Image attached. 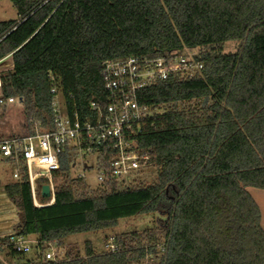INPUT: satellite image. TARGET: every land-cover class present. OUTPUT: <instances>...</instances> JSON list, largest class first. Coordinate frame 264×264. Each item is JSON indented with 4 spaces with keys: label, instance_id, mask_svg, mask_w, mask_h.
Instances as JSON below:
<instances>
[{
    "label": "trees",
    "instance_id": "obj_1",
    "mask_svg": "<svg viewBox=\"0 0 264 264\" xmlns=\"http://www.w3.org/2000/svg\"><path fill=\"white\" fill-rule=\"evenodd\" d=\"M11 1L19 15L35 10L12 30L13 20L0 21V61L13 60L0 71L2 93L22 101L29 133L37 121L54 128L53 85L82 118L91 100L105 103L107 59L198 49L203 64L193 77L171 75L138 93L148 113L135 137L153 180L118 188L109 177L92 188L64 154L52 203H34L24 167L4 184L19 217L13 234L38 239L37 256L24 264H264L261 209L248 190L264 189V0H51L37 9L38 0ZM229 40L240 41L236 51H223ZM141 213L160 217L116 233L115 251L87 240L83 252L46 257L49 242L60 247L70 234ZM11 235L0 244L23 254L7 245Z\"/></svg>",
    "mask_w": 264,
    "mask_h": 264
},
{
    "label": "built area",
    "instance_id": "obj_2",
    "mask_svg": "<svg viewBox=\"0 0 264 264\" xmlns=\"http://www.w3.org/2000/svg\"><path fill=\"white\" fill-rule=\"evenodd\" d=\"M51 0H38L35 9ZM63 0H59L58 5ZM29 14H20L13 22L11 29L16 28ZM9 30V31H10ZM189 51V52H188ZM182 53H169L156 58H140L129 56L121 59H107L103 63L105 88L108 99L101 104L90 101L92 114L81 117L78 111H69L63 102L57 87L53 85L52 104L57 111L53 129H40V121L35 123V132L21 135L0 137V160L12 166V177L20 178L21 168L27 171L34 203L38 206L48 205L54 201L55 184L53 172L60 168L61 157L70 156L75 166L78 152L95 154L97 161L96 178L99 183L111 177L118 188L129 186L137 178H143V170L147 167L148 154L141 149L136 141V134L143 128V119L148 107L138 100L139 91L159 79L171 75L193 77L203 64L195 59L196 52L188 50ZM52 78V71L48 72ZM16 101L13 96H4L0 76V104L6 105ZM101 158L108 160V166H99ZM90 166L83 163V170ZM85 177V171L78 174ZM47 178L50 185L51 199L42 202L38 193V180ZM86 178V177H85ZM37 238L11 235L7 245L14 246L18 251L27 252L31 244H37ZM118 246L115 237L110 236L105 242L106 251H115ZM57 242H49L47 258L56 257Z\"/></svg>",
    "mask_w": 264,
    "mask_h": 264
},
{
    "label": "rangeland",
    "instance_id": "obj_3",
    "mask_svg": "<svg viewBox=\"0 0 264 264\" xmlns=\"http://www.w3.org/2000/svg\"><path fill=\"white\" fill-rule=\"evenodd\" d=\"M18 17L19 14L11 0H0V21H16ZM239 44V40H229L225 42L223 51H236ZM197 50L198 49H192L191 52H197ZM10 58L11 57H9V59ZM6 68H10V66L4 62L0 63V71ZM1 132H27L23 103L18 98H16L14 103L6 105L0 104V135L1 137H5L6 135H3ZM75 162L76 164L72 168L73 173L79 174L85 171V177L89 185L92 188L97 187L99 181L96 178L98 167L95 154H88L80 151L76 155ZM84 162H87L90 166L86 170H83ZM12 170L10 164L0 160V235L8 228L13 231V227L16 226V223H18L19 220L15 203L4 191V184L10 180H15L12 177ZM155 176L156 169L153 166H147L143 170V178L151 181ZM248 190L253 197L257 199H260L258 193L264 191L263 189L254 186H249ZM158 217H160V214L157 213H141L121 218L119 223L112 228L70 234L64 239V244L58 247V251H60L61 254H64L67 248L71 247L74 250L83 252L87 240L93 242L97 251L105 250V242L110 236H114L119 232L136 229L142 230L147 227H152L156 224ZM6 233L8 232H4V234ZM38 252L36 244H31V249L29 251L23 252V254L19 255H13L9 246H3V249H0V264H24L27 259L35 258Z\"/></svg>",
    "mask_w": 264,
    "mask_h": 264
},
{
    "label": "crops",
    "instance_id": "obj_4",
    "mask_svg": "<svg viewBox=\"0 0 264 264\" xmlns=\"http://www.w3.org/2000/svg\"><path fill=\"white\" fill-rule=\"evenodd\" d=\"M9 57H11V58L9 59ZM3 62L6 63L7 65H9L10 67H12V66H13L12 55L9 54L8 56H6L5 58H3V59L0 61V63H3ZM1 133H2L3 135L9 136V135H21V134H25V133H27V132H1ZM263 190H264V189H263ZM258 195H259L260 199H257V198H255V199H256V201L258 202L259 207H260V209H261V222H262V226H263V228H264V191L259 192ZM18 221H19V220H18ZM16 225H17V223H16ZM12 226H13V225H12ZM15 227H16V226H15ZM15 227H13V228H14L13 231H11L10 228L5 229V231H3V233L0 235V237H3V236H7V235H11V234H13V233L15 232ZM4 232H8V233L4 234ZM3 246H6V244H3V245L0 244V249H3Z\"/></svg>",
    "mask_w": 264,
    "mask_h": 264
},
{
    "label": "water",
    "instance_id": "obj_5",
    "mask_svg": "<svg viewBox=\"0 0 264 264\" xmlns=\"http://www.w3.org/2000/svg\"><path fill=\"white\" fill-rule=\"evenodd\" d=\"M41 193L45 197H50L51 196L50 185L48 183L42 184Z\"/></svg>",
    "mask_w": 264,
    "mask_h": 264
}]
</instances>
